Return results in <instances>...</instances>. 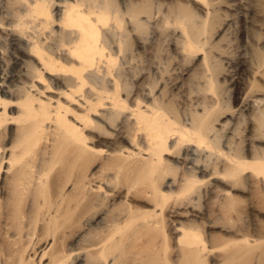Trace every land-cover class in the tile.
Masks as SVG:
<instances>
[{
    "label": "bare ground",
    "instance_id": "6f19581e",
    "mask_svg": "<svg viewBox=\"0 0 264 264\" xmlns=\"http://www.w3.org/2000/svg\"><path fill=\"white\" fill-rule=\"evenodd\" d=\"M55 1L0 0V65L9 68L0 73V138L12 127L0 148V264H264L253 192L264 196V151L248 160L218 150L211 96L187 93L193 110L183 122L160 94L123 96L127 36L143 23L113 0ZM176 20L177 55L205 49L204 32L187 16ZM195 70L197 85L213 84L215 68ZM245 99L264 141V101ZM121 194L151 209L116 211ZM237 194L248 198L251 236L227 217ZM200 198L213 211L191 217L207 228L224 221L222 236L203 238V222L179 223L169 249L163 212Z\"/></svg>",
    "mask_w": 264,
    "mask_h": 264
},
{
    "label": "rangeland",
    "instance_id": "374dc122",
    "mask_svg": "<svg viewBox=\"0 0 264 264\" xmlns=\"http://www.w3.org/2000/svg\"><path fill=\"white\" fill-rule=\"evenodd\" d=\"M113 2L118 10H130L137 17L136 20L143 23V29L129 33L131 27H128L126 19L123 22L122 29L129 33L127 53L131 57L125 68H132L122 78L125 84L123 96L141 98L149 90L152 91V97L160 94L162 101L169 105L179 122H183L184 115L193 110V101L185 99L187 93H191L192 98L203 94L211 96L213 100L207 105H213L209 115L218 136V150L231 155L239 154L248 160L260 157L264 151V141L257 135L261 129V118L251 109L244 111V108L249 107V102L246 106L244 99L251 97L264 101V0ZM185 16L204 32L206 44L205 49H196L190 57L181 59L175 49L181 25L175 24V20ZM148 17L153 19L147 22L145 20ZM7 57L5 54V59ZM117 63H121L120 59ZM201 65L216 69L212 85H197L199 78L195 69ZM7 69L9 68L0 65V73ZM5 100L8 101L9 98L6 97ZM7 113L10 117H16L12 108ZM11 128L8 126L4 129L0 148L9 147L8 130ZM189 150L194 149L190 147ZM189 158L194 156L190 155ZM240 189L246 192L248 187L241 183ZM253 192L260 199L261 214L256 219L264 223V196L259 187H254ZM235 196L230 202L227 217L235 225V229H239L243 235L251 236L252 213L247 205L248 198L239 194ZM207 203L209 201L200 198L191 208H174L163 212V233L167 237L169 249L173 245V236L169 233H172L173 225L179 223L195 225L203 222L200 229L203 238H206L207 233L214 237L222 236L219 228L226 224L224 221L219 219L215 228H207L205 219L191 217L201 216L208 210L212 212V204ZM114 205L113 209L116 211L127 207L136 211L151 209L149 202L133 194L126 197L121 194L114 198ZM106 209L108 202H105L99 214ZM177 214H181L183 218ZM234 218L237 222H234Z\"/></svg>",
    "mask_w": 264,
    "mask_h": 264
}]
</instances>
